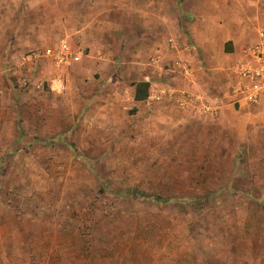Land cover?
I'll use <instances>...</instances> for the list:
<instances>
[{
    "label": "rangeland",
    "instance_id": "1",
    "mask_svg": "<svg viewBox=\"0 0 264 264\" xmlns=\"http://www.w3.org/2000/svg\"><path fill=\"white\" fill-rule=\"evenodd\" d=\"M254 1L243 14L264 32V0ZM171 3L0 0V264H264V100L219 120L137 113L117 96L118 67L56 91L40 62L20 64L60 38L105 51L117 32L133 74L132 37L148 36L155 17L158 33L184 32ZM216 47L199 56L223 95L236 77Z\"/></svg>",
    "mask_w": 264,
    "mask_h": 264
},
{
    "label": "crops",
    "instance_id": "2",
    "mask_svg": "<svg viewBox=\"0 0 264 264\" xmlns=\"http://www.w3.org/2000/svg\"><path fill=\"white\" fill-rule=\"evenodd\" d=\"M148 1L157 3L163 0ZM169 1L174 3V0ZM185 2L188 3V9L184 5ZM189 2H191V7H189ZM254 2V0H180L183 16L186 18L184 32L177 35L166 26L164 33H158L159 20L155 17L157 24L150 30L148 36L132 37L138 48L134 43L132 44L136 46L135 49L139 50L137 53L139 57H134L130 61L135 65L133 74L130 73L132 69L128 70L126 66L128 54L125 47L129 42L127 35L117 36L116 32L113 37L117 43L116 46L107 38L105 42H102L104 45L102 48L105 47V51L94 48V51L90 53H84L85 46L89 42L86 43V40L82 38L79 45H72L77 51V56L66 67L61 87L64 89L73 79L92 77L96 80V72H100L101 79L102 76H107V73L110 74V70L112 74L114 67H118V72L122 73L124 80L118 87H115L116 91L120 90L122 93V95L117 93V96L119 100H127L124 105L133 106L134 110L137 109V113L149 109L158 114H165L168 108L174 107L186 112L188 118L199 116L219 120L222 114L231 111L234 104L243 107L249 103L242 101V94L235 89L236 79L227 87L223 95L211 89L207 84V78L211 77L202 66L199 53L206 56L207 52L217 45L218 54L229 55L233 58L230 64L233 75V68L238 63L248 60L247 51L259 38L255 22L252 20L247 22L249 19L243 14L245 9L250 11L254 9ZM256 5L259 6L257 3ZM152 6L154 15H158L163 10L158 8V5L153 4ZM171 11L167 14L164 9V16L172 18L173 11ZM108 37L112 40L111 34ZM226 45L229 47L228 50ZM176 59L186 64V73H171L170 67ZM40 65L43 69L39 73V78L51 82L56 77V71L49 63ZM106 81H109V78ZM140 82H148L147 95L144 99H135L136 88ZM54 89L63 90L57 84L53 86ZM105 89L102 87V90ZM169 89L201 93L203 99L200 103L188 101L181 104L169 97L166 93ZM164 116L167 118L166 115Z\"/></svg>",
    "mask_w": 264,
    "mask_h": 264
},
{
    "label": "built area",
    "instance_id": "3",
    "mask_svg": "<svg viewBox=\"0 0 264 264\" xmlns=\"http://www.w3.org/2000/svg\"><path fill=\"white\" fill-rule=\"evenodd\" d=\"M248 60L238 63L233 72L236 76L237 91H240L242 101L249 104H258L264 100V32L259 33L257 42L248 51ZM77 56V51L72 47L67 38H60L54 46L31 49L20 55V64L32 69L36 63H49L56 71V77L50 82V87L59 85L62 88V77L71 60ZM172 74L186 73V64L176 59L170 67ZM23 84L28 82L27 77H23ZM163 93V91H161ZM171 99L181 104L196 101L200 103L203 99L201 93H191L187 90L166 91ZM239 103V101H237Z\"/></svg>",
    "mask_w": 264,
    "mask_h": 264
},
{
    "label": "trees",
    "instance_id": "4",
    "mask_svg": "<svg viewBox=\"0 0 264 264\" xmlns=\"http://www.w3.org/2000/svg\"><path fill=\"white\" fill-rule=\"evenodd\" d=\"M229 49V47H227V50ZM147 88H148V82H140L138 85H137V88H136V92H135V95H134V98L135 99H144L147 95ZM145 196L146 198H152L153 200H156V201H162V202H167V200H162L160 196L158 195H143Z\"/></svg>",
    "mask_w": 264,
    "mask_h": 264
}]
</instances>
